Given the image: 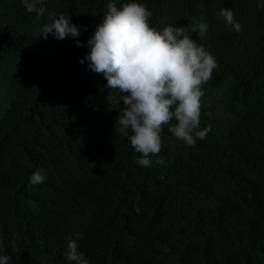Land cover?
Wrapping results in <instances>:
<instances>
[{
  "label": "trees",
  "instance_id": "trees-1",
  "mask_svg": "<svg viewBox=\"0 0 264 264\" xmlns=\"http://www.w3.org/2000/svg\"><path fill=\"white\" fill-rule=\"evenodd\" d=\"M109 2L44 0L38 17L0 0V255L74 264L76 240L89 264H264V0H116L144 4L158 30L207 23L192 39L218 65L203 86L206 138L189 147L164 125L147 168L116 131L106 80L79 63ZM49 13L80 35L45 39ZM36 170L46 179L32 185Z\"/></svg>",
  "mask_w": 264,
  "mask_h": 264
},
{
  "label": "clouds",
  "instance_id": "clouds-1",
  "mask_svg": "<svg viewBox=\"0 0 264 264\" xmlns=\"http://www.w3.org/2000/svg\"><path fill=\"white\" fill-rule=\"evenodd\" d=\"M20 2L27 12L38 17L46 11L44 0ZM219 15L235 32L241 31V24L231 9L223 8ZM151 16L144 4L130 2L118 7L116 0H111L102 22L87 40L89 53L79 61L81 64L89 61V70L106 80L105 87L111 90L108 102L120 109L116 131L139 154L136 163L145 168L151 166V157L161 151L160 134L164 125H170L168 131L173 137L189 147L206 138L210 128L200 127L203 86L218 67L215 58L192 39V33L198 32L200 37L207 33V23L197 22L187 27L168 25L158 30L150 25ZM49 18L52 22L41 29L45 39L48 34L57 40L80 35L81 28L72 24L68 15L56 18L55 13H49ZM112 92H118L119 96H111ZM29 179L36 185L46 177L36 170ZM12 250L22 252L15 241ZM67 260L89 264L78 251L76 240L68 242ZM9 261L8 255H0V264H9Z\"/></svg>",
  "mask_w": 264,
  "mask_h": 264
}]
</instances>
